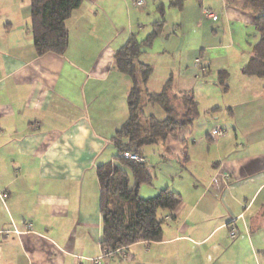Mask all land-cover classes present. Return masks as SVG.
I'll list each match as a JSON object with an SVG mask.
<instances>
[{
	"label": "crops",
	"instance_id": "0c3cea01",
	"mask_svg": "<svg viewBox=\"0 0 264 264\" xmlns=\"http://www.w3.org/2000/svg\"><path fill=\"white\" fill-rule=\"evenodd\" d=\"M176 1L162 4L165 22L178 11L196 29L203 21L215 24L218 30L207 37L216 42H200L198 52L183 43L178 65L171 58L174 71L163 73L162 81L171 76L172 92H192L200 108L202 86L195 78L217 72L214 83L220 87L218 73H227V88L220 87L224 102H209L204 110H216L233 134L213 144L208 132L217 122L209 131L203 128L214 161L205 175H192L188 191H177L181 203L172 215L159 211L160 241L105 257L100 212L91 211L99 202L96 169L117 156L111 138L127 118L131 86L116 70L114 54L131 34L147 31L157 5L83 0L65 21V53L39 56L30 0H0V264H264V83L241 73L258 38L254 17L224 0H179V8L171 7ZM204 10L218 19L207 18ZM181 21H171V32L184 29ZM160 41L171 42L165 30L154 43ZM173 48L166 45L160 54ZM147 57L140 61L150 66ZM151 78L146 88L158 93L162 87H151ZM167 143H159L164 151ZM231 225L237 228L233 239Z\"/></svg>",
	"mask_w": 264,
	"mask_h": 264
},
{
	"label": "trees",
	"instance_id": "16d2710c",
	"mask_svg": "<svg viewBox=\"0 0 264 264\" xmlns=\"http://www.w3.org/2000/svg\"><path fill=\"white\" fill-rule=\"evenodd\" d=\"M82 1L30 0L29 25L37 55L65 53L69 42L65 21ZM224 1L254 17L258 38L241 73L255 76L264 83V0ZM170 6L179 8L181 2H171ZM156 9L160 19L152 23L151 32L144 39L131 34L114 54L116 70L129 77L131 86L126 96L127 118L111 138L117 156L113 162L104 163L96 169L102 225L100 247L105 257H111L139 242L160 241L163 222L158 217L159 211L172 215L181 203V196L167 188L152 198H139V188L145 184L151 185L153 177L145 162L122 157L123 153L143 157L145 147L165 143L181 129L190 127L199 115L193 94L172 92L171 79L164 82L158 93L149 92L146 88L152 68L142 63L140 57L165 30V8L159 4ZM226 77L224 71L218 73V82L223 90L227 88ZM155 106L163 112L164 118L146 114L148 107Z\"/></svg>",
	"mask_w": 264,
	"mask_h": 264
},
{
	"label": "rangeland",
	"instance_id": "374dc122",
	"mask_svg": "<svg viewBox=\"0 0 264 264\" xmlns=\"http://www.w3.org/2000/svg\"><path fill=\"white\" fill-rule=\"evenodd\" d=\"M147 1L149 2L150 8L153 9L154 6L152 4L155 3V5L157 6L159 4L160 5L163 4L164 6H166V2L168 0H147ZM205 8H207V6ZM155 11H156V8H155ZM156 12H157L155 13L156 17L148 21L149 27L147 31L143 32L141 28L140 29L141 31L138 32L139 39H144L151 32L152 23L160 19L159 12L158 11ZM182 16L183 14L180 15L178 11H171V15L167 18V22H165V35L167 34V32L169 33V36L171 37V42H167V44H166V41H160L159 43L153 42L152 46L146 52L148 54L147 60L152 68V74H151L152 78H151L150 86L153 87L154 89H159L160 87H162L164 83L162 79L165 78V76L162 75L163 73L165 72L169 73V70L174 71V65L172 63L171 58H173V60H175L176 62V58H178V55H180L179 49L183 45V43H186L188 47L191 45L190 47H192L194 51L198 52L199 50L198 47H200V42L210 43L214 41L212 38L207 37V32L210 33V31L213 29L218 30V28H215V24H211L207 21H203L201 27L196 29L195 28L196 26L190 25L191 22L183 21L184 18ZM180 18L183 21L181 22L183 24L182 27L184 29L182 28L180 30L174 29V31L171 32L172 28L176 26V24L172 22ZM199 18H201V15L198 14L197 16L198 21H199ZM164 21L166 20L164 19ZM172 24H174V26H172ZM145 25L147 27V23ZM184 34L185 35L189 34L190 38L188 37V40H187L186 37H183ZM216 35L219 37L216 38L217 37ZM216 35L214 37L216 39H219V41H221L222 35L220 34V32L217 33ZM171 43H173L175 46V48L169 50L171 51V53L168 52L169 54H167V56L161 55L160 53L162 52V49L166 45H170ZM224 44L226 43H222V45ZM215 52L217 53V51ZM176 65H178L177 62H176ZM198 65H203V64L202 62H199L197 64V67ZM175 69L178 70L179 67L176 66ZM199 69H200V73H202V68L200 66H199ZM181 73L183 72L181 71ZM205 73H206L205 71L202 73L203 75L201 76V78H198V79L195 78V80H197L198 83L202 87L200 89V93L197 94V99L200 101L199 102V106H200L199 117L198 119H195L196 121L193 123L192 127L190 126V127L181 129L176 134L175 137L168 138L167 139L168 143L165 144L166 146L165 148H167L168 151H164L163 149L164 147L162 148L161 144L147 146L143 149V157L147 163L146 166L148 167V170L151 176L153 177V182L151 185L145 184L139 188L138 190L139 198L141 199L152 198L156 196L160 190H163L166 188L175 193H178L177 191H180L182 189L184 191H188V189L190 188L189 186L190 183L194 181L192 179V175H195V173L197 175L200 173H202V175H205V173L209 170V167L212 166V162L214 161L213 160L214 156L212 154V146L216 142V138L218 137L215 135H212V137L214 138V141H213V144H211L209 141H206V136L208 134H213V133H211L210 131L207 134L205 130L209 131L211 129L210 125L217 122L214 125H217L220 129L225 131L222 137L227 136V133L229 134V137L231 134H233V132L229 130L227 131V126L221 121L222 117L219 115V113L213 112L216 110H213V111L209 110L207 112H205L204 110L207 107H209V104H208L209 102L216 101L217 103L221 104L224 102L225 97L227 96L225 95L226 93L224 94V92L221 91V88L216 83H214L217 72L216 73L212 72L211 74L208 73V75L206 74L207 76L204 77ZM170 78L171 76L166 78V80ZM236 87H237V84L233 83L232 92L235 91ZM147 113L154 114L156 118L158 119L164 118L163 112L156 106L148 107L146 110V114ZM223 114L224 116L226 115L225 110L223 111ZM206 125H209V127L205 128ZM203 128L205 130H203ZM191 130L192 132L190 135ZM185 136L187 139L185 144H180L181 139ZM195 140H197V144L194 147L193 142ZM206 147L209 148L210 152H207ZM163 152H165L164 154H166V156H161ZM187 157H189L188 161H187ZM91 211L95 215H97V212H100L99 202L95 205L94 208H92ZM105 260L107 259H103L101 263L103 264Z\"/></svg>",
	"mask_w": 264,
	"mask_h": 264
},
{
	"label": "built area",
	"instance_id": "2783aa9c",
	"mask_svg": "<svg viewBox=\"0 0 264 264\" xmlns=\"http://www.w3.org/2000/svg\"><path fill=\"white\" fill-rule=\"evenodd\" d=\"M132 1L135 6H143L145 4V0H132ZM203 13L207 18L213 20L218 19V15L211 10H204ZM212 133L217 137H221L224 134V131L216 127L213 129ZM122 157L136 162H145L144 158L137 154L123 153ZM236 235H237V228L234 225L229 226V237L233 239L236 237Z\"/></svg>",
	"mask_w": 264,
	"mask_h": 264
}]
</instances>
